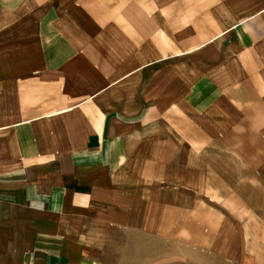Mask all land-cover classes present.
<instances>
[{
    "label": "crops",
    "instance_id": "obj_1",
    "mask_svg": "<svg viewBox=\"0 0 264 264\" xmlns=\"http://www.w3.org/2000/svg\"><path fill=\"white\" fill-rule=\"evenodd\" d=\"M171 141L208 160L169 216L252 222L239 264H264L261 209L231 208L264 190V0H0V264H99L146 206L160 232Z\"/></svg>",
    "mask_w": 264,
    "mask_h": 264
},
{
    "label": "rangeland",
    "instance_id": "obj_2",
    "mask_svg": "<svg viewBox=\"0 0 264 264\" xmlns=\"http://www.w3.org/2000/svg\"><path fill=\"white\" fill-rule=\"evenodd\" d=\"M182 127H188V122L182 123ZM162 129V127L159 128L160 135ZM169 129L165 128L163 135H169ZM201 144L204 145L203 142ZM186 145L189 144L183 141H171L169 157L172 161L165 165L163 172L158 175L165 179L162 184L164 188L167 187L165 190L166 221L160 223V232L156 215L158 213L157 206H146L143 223L136 221L133 223L135 228L111 231L112 237L105 238L104 246L100 248L102 252L97 256L100 260L99 264H239L240 258L243 259L246 256L244 245L251 239L244 237V233L252 235L253 230L257 229V226L252 222L229 221L223 226L218 221L212 223L211 219L215 218L213 215L209 216L206 212H200L203 218L205 215L209 216V225L215 230V236L207 238L202 236H205L212 228L208 227L206 231V225L203 223H199L198 227H195L196 231L189 226V223L180 227L183 223L175 222L173 217L169 216L174 209L180 210L182 214H186V211L190 209V191L182 188V193L179 195L172 189L171 180L177 174L174 167L177 165H203L208 160L205 158L204 150L206 148L201 149L204 146L196 147L193 150L200 151L190 154L192 150L188 146L186 148ZM215 149L220 150V145L217 144ZM147 150L153 154L151 158L154 157V154L160 158L158 147L151 144ZM217 160L218 162L216 161L214 164L220 166L222 164L220 155ZM178 172L181 171L178 170ZM245 176L248 178L249 175L245 174ZM182 177L184 180L185 175L183 174ZM236 177L238 178V174H235L230 180L233 181ZM239 177V181H241V175ZM235 193H238L242 198V205H235L231 208H234L237 213L245 207L256 210V212L261 209L263 222L259 223L261 224L259 229L264 230V190L242 189ZM174 198H180L182 204L173 206ZM217 208L220 209V206ZM142 224L145 226L144 229L139 227ZM261 240L264 251V237ZM246 248L253 251V247L250 245Z\"/></svg>",
    "mask_w": 264,
    "mask_h": 264
}]
</instances>
